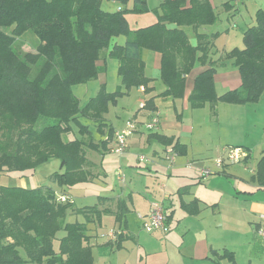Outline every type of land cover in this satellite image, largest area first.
I'll return each instance as SVG.
<instances>
[{
    "label": "trees",
    "instance_id": "trees-1",
    "mask_svg": "<svg viewBox=\"0 0 264 264\" xmlns=\"http://www.w3.org/2000/svg\"><path fill=\"white\" fill-rule=\"evenodd\" d=\"M103 1L131 5L129 9L107 12L101 8ZM148 1L0 0V176L33 172L57 159L60 171L54 172L51 179L58 187L92 181L94 165L86 159L84 147L106 152L113 131L109 129L107 140L96 144L90 127L79 124L78 118L90 120L101 132L109 104L131 88L148 90L150 79L144 74L143 50L161 56L160 80L166 88L162 95L183 97L186 76L197 59L206 62L208 55L203 36L196 32L198 43L193 46L183 27L197 31L215 24L218 16L210 0H156L159 4L155 9ZM150 11L156 15L155 24L129 29L125 14ZM29 30L38 37L39 46L34 52L19 55L13 44ZM121 36L125 38L123 44L113 43ZM242 43L243 48L228 53L240 74V86L218 96L216 69L211 63L195 79L188 97L192 109L208 105L214 112L219 103L244 105L259 100L264 91L263 11L257 10L255 23L242 34ZM106 56L117 61L121 85L112 92L100 86L98 93L80 108L72 87L95 80L104 70L97 63L105 61ZM73 125L82 139L65 141L73 133ZM86 136L88 143L82 141ZM152 138L180 154L181 145L172 144L171 138ZM253 180L264 190V154ZM57 197L47 186L0 184V264H93L87 225L67 224L65 217L71 210L93 223L110 211H100L96 206L73 209L68 199L59 202ZM121 216L115 218L125 226ZM123 235L122 231L117 238ZM220 257L237 264L232 252L224 251Z\"/></svg>",
    "mask_w": 264,
    "mask_h": 264
},
{
    "label": "crops",
    "instance_id": "crops-1",
    "mask_svg": "<svg viewBox=\"0 0 264 264\" xmlns=\"http://www.w3.org/2000/svg\"><path fill=\"white\" fill-rule=\"evenodd\" d=\"M150 2L152 9H155L159 4L156 0ZM210 2L215 11L213 0H210ZM228 5L230 6V4ZM225 9L229 10L231 6L229 8L225 7ZM126 20L129 29L135 31L139 28L155 24L157 18L155 13L152 12V14L148 15L130 14V16H126ZM213 25L200 27L197 31L191 26L183 27L191 45H197L196 32H198L203 36L202 42L207 44L208 47L206 62L202 63L197 59L194 68L186 76L183 97L172 99L171 97L162 95L166 88L160 80L161 56L155 51L143 50L142 59L144 61V74L150 79L148 90L145 88H131L123 96L118 97L113 104L116 105L120 98H131V96H136L138 102L145 103V107L140 109L139 105L138 110L133 115V119L142 124L149 122L155 116L158 117L157 129L145 132L139 129L138 132L135 133L136 136L147 133L148 142L153 141L162 145L161 150L154 149L151 153L154 158L156 157V160L158 157H162L166 145L152 138L155 135L166 139L171 138L173 140L172 144L178 143L181 145V150L178 156L179 159L177 158L174 165L165 170V173L169 176L167 177L164 175L162 180L165 186L162 189L158 188L157 184L149 186L145 183L148 185L145 186V184L139 183L138 180L132 179L134 178L132 177L134 176L133 174H135V176L140 174L138 171L135 172L129 169L128 171L131 173V176L128 181L125 182L124 186L121 187L120 192L117 193L115 190H112L111 194H106L107 196H97L95 204L85 206H96L100 211H110V213L102 214V216H112L116 223L119 221L116 220L115 216L122 215L126 223L125 226H123V228L126 229V233L123 232L124 235L120 240L117 237H108L106 240L99 239L96 232H93L94 230L87 227L89 237L87 244L91 248L93 264H230L227 260L220 257L224 251L232 252L237 264H245L244 255L248 256L249 254H253L255 247L264 252V238L259 237L256 233L260 226H264V221L259 218V215L264 213V201L260 200L264 195L256 198L253 194L254 190L252 187L246 190L244 194H242V190H240L236 192V194L230 192L228 196L229 191L227 188L230 187L228 185V180L230 179L222 177L226 175L225 172L227 168L225 165L222 169L214 167L213 174L216 173L218 177H210L211 174L203 178L201 169L194 168V166L192 168L187 167L188 170L183 171L187 163L188 152H192L194 157L192 159L202 157L198 155L203 151H207L209 147L219 152L222 150L223 153L227 146L223 145L228 143L226 139L222 140L220 138L222 131L208 130L206 132L205 130V133H202L197 130L198 127L195 126L191 114L192 111L201 108L192 109L188 102V97L194 89L195 79L209 68V64L213 63L216 69L214 75L215 91L218 96L229 90L238 88L241 84L240 74L233 65V60L228 57V53L232 50L226 51L225 49H218L215 36L219 31L213 29L211 27ZM124 41L125 38L121 41L120 37H118L114 39L113 43L123 44ZM197 55L199 56L200 52H198ZM228 60L231 61L229 65L226 63ZM104 63V60H100L97 65L104 67L105 70L106 64ZM104 70L95 79L99 83V89L100 86L107 85V78ZM116 83V88L121 85L120 78ZM263 94L264 91L262 95ZM258 101L253 104L248 103L252 104V108L246 107L245 104L237 105L226 103H219L215 107L214 112L208 105L202 108H209L211 115L217 116V120L219 121L222 114L227 115L233 111L240 112V110H248L247 108H251L256 114L257 110L254 105L258 103ZM247 113L248 112L245 114ZM103 117L104 126L101 132L99 131L101 134L99 136L100 141H94L96 144L107 140V132L109 129H112L113 133L118 131L116 128H113L111 122L106 118V114ZM114 144L115 141L112 136L107 145V151L101 153L96 152V154L103 158L106 154L112 153ZM235 147L242 146L241 144H237ZM263 154L264 149L261 152V156ZM181 157H186V162H183ZM210 157L212 158L213 156ZM88 160L94 165L92 168L94 174L93 180L98 181V183H103L106 175L103 168H100L102 166L100 165V167H98V164L90 158H88ZM160 164L161 163L157 160L151 167L154 168L156 172L161 170ZM211 168H213V165H211ZM254 174L255 170L251 175L252 180ZM235 180L238 181L239 179L235 178ZM25 186V182L21 184V187ZM58 188L59 192H56V190L54 191L56 195L68 196L64 188ZM116 188L117 187L112 189ZM105 190L108 191L110 189L107 187ZM138 195H141L144 201H140L137 198ZM242 197H244L246 203L243 211L242 204L234 208L233 213L225 209L226 206L223 203H227L229 199L242 200ZM100 198H105L106 200H100ZM157 199H162L161 201L164 203L162 204L167 216L166 230H155L148 233L143 231L141 227H131L127 224L126 216L128 213L136 211L135 218L142 221V218L146 217L150 212L151 202ZM236 202L240 204V201ZM242 219L245 224L250 225L243 233L242 227H224L228 226L230 222H233L234 225L242 224ZM227 221L228 224L226 225L225 222ZM251 234H253V238L255 239H253V243L250 237ZM95 247H100L105 250L102 257H96L93 254ZM247 264L257 263L250 259Z\"/></svg>",
    "mask_w": 264,
    "mask_h": 264
},
{
    "label": "rangeland",
    "instance_id": "rangeland-1",
    "mask_svg": "<svg viewBox=\"0 0 264 264\" xmlns=\"http://www.w3.org/2000/svg\"><path fill=\"white\" fill-rule=\"evenodd\" d=\"M152 0L148 1V5L151 7ZM225 3L230 4L231 9L227 10L225 7H230ZM131 3L129 2L127 6H122L113 1H103L101 4V8L107 12H115L122 9H129ZM213 6H215V12L218 15V21L215 25L211 26L213 29H217L219 31L216 34L215 39L216 46L219 50L225 49L226 51H231L234 48H243L242 43V33L246 29L247 26L255 23V15L257 10H261L264 12V0H242L236 2L234 0H213ZM128 13L126 16H130ZM146 15L152 14V12L145 13ZM138 15V14H134ZM9 32V30H8ZM121 41L124 40V37H120ZM38 37L31 31H26L20 37H17L13 44L14 50L19 54L23 55L26 52H34L39 46ZM106 52H103L102 55L105 56ZM227 65L231 64V61H226ZM105 75L107 78V85L105 86L108 92L114 91L116 89V81L119 80L117 76V61L108 56L105 57ZM99 90V83L97 80H92L87 82L86 84H79L72 87V91L76 98L79 101L80 108H83L87 102L94 97ZM221 92V91H218ZM253 104V103H252ZM252 104H245L246 107H253ZM140 102H138V98L136 96H131V98H120L116 105L110 104L108 105V109L106 112V118L111 122L113 128L117 130L123 129L127 121H135L133 119V115L138 110ZM255 108L257 113L255 114L251 108H247L248 110H240V112H231L227 115H221L220 120H217V116H212L209 108H201L198 110L192 111L191 118L194 120L195 126L198 127L197 130L205 133L208 130L214 131H222L220 134V138L222 140L226 139V143L223 146H226L225 149L235 148L237 144H241V149L244 153L249 154L248 159L246 161L241 160L240 162L231 163L226 159V154L215 150L214 148L209 147L207 151H203L200 153L196 159H192V152H188L187 154V163H193L191 168H200L201 170L209 169L214 171L215 161L218 158H224L225 166L227 168L226 175L222 176L228 180V196L230 192H239L242 190V194L246 192V190L253 187V194L256 198L264 195V190L258 188V183L252 180L251 175L254 170L256 172L257 163L261 156V152L264 149V94L261 96L258 103H256ZM248 112L247 114H245ZM79 124L88 125L90 127V131H92V140L100 141L99 136L101 135L99 130L94 126V124L85 119L84 117L78 118ZM73 133L67 135L65 137V141L73 140V139H82L81 135L78 133V128L73 125ZM140 130L144 129L143 125H140ZM227 133V134H224ZM89 138L86 136L82 141L85 143L89 142ZM150 143V144H149ZM135 145V146H131ZM127 150L123 154L119 155L114 152L106 154L103 158L100 155L96 154V151L88 149L86 146L84 147V155L86 159L90 158L92 161L100 165L101 169L106 175L105 181L103 183H98V181L93 180L89 182L78 183L72 187L64 188L65 192L68 194L67 199L72 203L73 209H82L87 205L95 204L97 201V196H107L106 194H111L112 190H115L117 193L120 192L121 187L124 186L125 182L128 181L131 173L130 170L138 171L140 175L135 176L134 178L138 180L139 183H147L149 186L158 185V188L162 189L165 184L163 182L164 175L169 176L165 173V170L169 168L168 162L166 161L163 153L162 157H158L157 160L161 163L159 171H154V168L151 166L156 163V157L151 155L152 151L155 149L161 150L160 144L157 142L149 141L147 139V133L136 136L133 134L126 141ZM129 147V151H128ZM115 148V144L113 149ZM165 149V148H164ZM191 151V150H189ZM197 154V153H195ZM179 155H176V161ZM210 156H213L212 158ZM143 158V161L140 162L139 158ZM210 157V158H208ZM185 158L181 157V160L184 162ZM186 162V161H185ZM186 163V164H187ZM184 166L183 171H187V166ZM213 165V168H211ZM211 169H210V168ZM193 168V169H194ZM225 168V169H226ZM59 161L57 159H52L47 163H44L38 166L33 172H21V173H12L8 175L0 176V184L2 185H10V186H21L25 182L29 188H35L37 186H47L51 187L52 190H56L59 192L58 186L52 181L51 175L54 172H59ZM133 173V172H132ZM228 174V175H227ZM230 174V175H229ZM157 175V176H156ZM155 176V177H151ZM210 177H218L216 173L212 174ZM122 178V180H120ZM238 178L239 180H235ZM242 183V184H240ZM145 184V186H148ZM110 189L106 191L105 189ZM116 189H112L115 188ZM232 189V190H231ZM59 196V194H57ZM227 196V197H228ZM137 198L140 201H144L141 195H138ZM162 200V199H161ZM157 199L156 202L162 204L163 202ZM244 197L241 199L232 200L229 199L225 204V209L228 211H232L233 209L241 206L242 211L244 210L246 203L244 201ZM261 201H264V197H261ZM152 201V202H155ZM240 201V204H237ZM164 204V203H163ZM162 204V205H163ZM136 211L130 212L126 216L127 224L131 227H142V221L137 220ZM65 223L67 224H82L85 223L87 227L94 230L96 232L97 237L99 239H108V233L110 230L114 231H123L126 233V229L123 226H119L118 223L115 222L112 216H102L100 221H94L93 223H87L85 218L78 214L77 212H70L65 217ZM228 224V221L225 222ZM224 227H242V233L245 229H248L250 225L245 224L242 219V224L234 225L233 222H230L228 226ZM263 227V226H260ZM142 229V228H141ZM63 234L62 232L59 235ZM253 243V234L250 236ZM255 240V239H254ZM255 247V246H254ZM243 250V249H242ZM105 250L100 247H95L93 250V254L97 257L103 256ZM263 251L258 250L256 247L253 250V254L244 255V262L247 264L249 260L256 262L257 264H263ZM158 257V256H153Z\"/></svg>",
    "mask_w": 264,
    "mask_h": 264
},
{
    "label": "built area",
    "instance_id": "built-area-1",
    "mask_svg": "<svg viewBox=\"0 0 264 264\" xmlns=\"http://www.w3.org/2000/svg\"><path fill=\"white\" fill-rule=\"evenodd\" d=\"M234 1L239 2L242 0H234ZM144 107H145V103L144 102L140 103V109H143ZM140 125H143L146 131H154L155 129H157L158 117L155 116L149 122L142 124L135 121H127L123 129H120L113 133L115 148L112 150V152L119 155L123 154L127 149L126 146L127 139L133 134L138 132ZM224 152L223 153L226 154V159L231 163L240 162L247 156V154L242 151L241 147L229 148L228 150L225 149ZM163 155L166 161L168 162L169 168L172 167L175 163L176 155H177L174 148L171 146L166 147L163 151ZM139 161L142 162L143 158L142 157L139 158ZM224 164L225 162L223 157L218 158L215 161V167L217 169H222ZM192 165L193 163H187V167H191ZM211 174H213V171L209 169L201 170V175L203 178H206ZM120 180H122V178H120ZM57 200L59 202H65L67 198L65 196H58ZM150 208L151 209L149 214L146 217L142 218V227H141L142 230L148 233L153 232L155 230H166L167 227L166 213L163 205L155 201V202H151ZM259 218L262 221H264V213L260 214ZM121 233L122 231L116 232L114 230H110L108 233V237L115 238L118 237ZM256 233L259 237L264 238V226L259 227Z\"/></svg>",
    "mask_w": 264,
    "mask_h": 264
}]
</instances>
